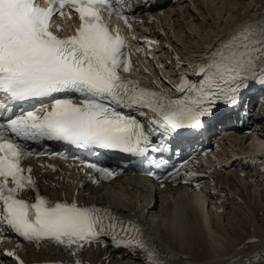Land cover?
<instances>
[{"label": "snow or ice", "instance_id": "snow-or-ice-1", "mask_svg": "<svg viewBox=\"0 0 264 264\" xmlns=\"http://www.w3.org/2000/svg\"><path fill=\"white\" fill-rule=\"evenodd\" d=\"M69 5L71 11H61ZM103 12H114L130 27L112 0H52L47 8L36 0H0V230L28 242H54L75 264H81L77 257L85 245L106 244L104 237L112 247L140 251L147 264H162L138 225L111 209L75 199L52 202L38 192L31 202L19 198L25 190L36 191L31 167L22 166L34 154L26 142H62L147 160L160 148L139 116L151 114L153 131L163 134L196 131L219 103L235 107L251 84L264 87V18L227 33L197 70L202 78L182 77L176 90L183 95L169 98L120 75L130 68L125 49L131 38L113 35ZM73 13L79 18L75 34H55L51 18ZM89 167L101 179L114 175ZM4 254L23 264L15 250ZM253 260L264 264V255L250 257V264Z\"/></svg>", "mask_w": 264, "mask_h": 264}, {"label": "bare ground", "instance_id": "bare-ground-1", "mask_svg": "<svg viewBox=\"0 0 264 264\" xmlns=\"http://www.w3.org/2000/svg\"><path fill=\"white\" fill-rule=\"evenodd\" d=\"M263 1L252 0L248 8L242 0L229 5H223L225 0H179L161 18L166 29L165 41L180 53L190 55L189 62L195 65L231 30L251 17L254 20L264 17ZM208 13L215 26L212 36L205 31L210 20ZM226 14L233 19L223 24ZM252 118L257 121L254 128L258 136L257 151L264 152V97ZM247 142L250 143L247 145ZM226 144L233 147L232 155L244 151L251 155V138L245 134L227 140ZM234 162L240 164L241 160L234 159ZM236 171L214 170L211 176L215 185L207 183L205 195L183 186L167 185L164 189L149 191L140 176L129 175L101 187L86 188L78 196L88 195L99 206L134 221L162 264H250V257L264 255V184L261 178L251 181L249 175ZM55 177L64 179L60 175L41 176L51 193L74 190L70 183ZM257 185L262 188L258 190ZM28 251L38 261L56 258L59 254L57 248L44 253H36L31 248ZM81 259L95 264H147L140 251L111 252L109 248L99 247L90 249ZM251 264L259 262L253 260Z\"/></svg>", "mask_w": 264, "mask_h": 264}, {"label": "rangeland", "instance_id": "rangeland-1", "mask_svg": "<svg viewBox=\"0 0 264 264\" xmlns=\"http://www.w3.org/2000/svg\"><path fill=\"white\" fill-rule=\"evenodd\" d=\"M216 1H220V0H216ZM234 2H236V0H225V2L223 3V5H229V3H234ZM251 2H252V0H242V4H244V5H246L248 8L249 7H251ZM238 5V4H237ZM237 5H235L236 7H240V8H242L243 9V6H241L240 4L237 6ZM262 6H264V1H263V3H262ZM253 8V7H252ZM221 14V12H219V15ZM206 16H209V19L210 20H208V23L206 22V33L208 34V35H213L214 33V31H215V26H214V23L212 24L211 23V14H207ZM215 19H218V17H215ZM231 19H233V18H231L230 16H229V14H226V15H224V17H223V21H222V23L223 24H225V23H228V22H230L231 21ZM214 22H217V21H214ZM221 23H218V25H220ZM212 25V26H211ZM192 27V26H191ZM208 27V28H207ZM218 28V27H217ZM185 29L187 30L188 28H187V26L185 27ZM250 143V142H249ZM248 142H247V145L249 144ZM231 150H233V147L231 146V147H229ZM235 150V149H234ZM257 187V189L259 190V188H262V186H256ZM209 207H210V205H209Z\"/></svg>", "mask_w": 264, "mask_h": 264}]
</instances>
